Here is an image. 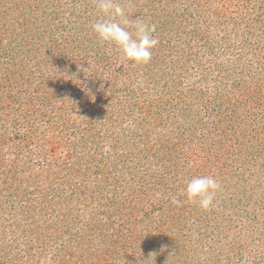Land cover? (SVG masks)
Segmentation results:
<instances>
[{"label": "rangeland", "instance_id": "obj_1", "mask_svg": "<svg viewBox=\"0 0 264 264\" xmlns=\"http://www.w3.org/2000/svg\"><path fill=\"white\" fill-rule=\"evenodd\" d=\"M213 1L117 0L169 43L134 64L95 0H0V264H264V0Z\"/></svg>", "mask_w": 264, "mask_h": 264}, {"label": "clouds", "instance_id": "obj_2", "mask_svg": "<svg viewBox=\"0 0 264 264\" xmlns=\"http://www.w3.org/2000/svg\"><path fill=\"white\" fill-rule=\"evenodd\" d=\"M95 3L100 18L91 28L99 41L115 45L123 57L134 64H148L153 50L159 44V39L153 35L155 25L148 24L139 17L130 20L117 0H95ZM221 190V182L215 175L193 176L185 181L180 195L188 203L197 204L208 211L215 207L214 200ZM171 199L173 204H180L177 197L173 196Z\"/></svg>", "mask_w": 264, "mask_h": 264}, {"label": "trees", "instance_id": "obj_3", "mask_svg": "<svg viewBox=\"0 0 264 264\" xmlns=\"http://www.w3.org/2000/svg\"><path fill=\"white\" fill-rule=\"evenodd\" d=\"M119 2H121V0H118ZM37 3H39V1H36ZM66 3V2H65ZM65 3H60V4H58V3H55V2H52V3H50L49 5L47 4V10L48 9H50L51 11L52 10H54V9H56V8H62L63 7V5L65 4ZM206 3H207V5H209V4H211V3H213V5L214 4H217V3H220V2H217V1H213V0H206ZM34 5H35V3H34ZM36 6V5H35ZM221 6H224V3L221 5ZM45 7V6H44ZM218 7H215V6H213V14L214 15H216L217 17L218 16H220L222 13H220L219 11L221 10V9H219L218 11L216 10ZM167 9H169L168 7H167ZM40 9H39V7L37 8V11H39ZM74 10V9H73ZM96 11L99 13V11H98V9L96 8ZM173 11V10H172ZM42 13H44V11L42 12ZM98 13H97V15H98ZM47 14H49V13H47ZM82 14H83V12H82ZM85 15V14H84ZM166 15H168V14H166ZM80 17H81V15H79ZM83 17V16H82ZM86 19H88V18H86ZM156 28V30H155V32H154V36H155V34H159V33H161L160 35H161V38H159V46L158 47H160V48H162V49H160V50H162V51H164L165 49L166 50H170V48L168 47V40L165 38V36L164 35H162V33H164L163 31H160L159 30V27H155ZM158 30H159V32H158ZM170 30V29H169ZM171 31V30H170ZM167 33H169V32H167ZM164 42V43H163ZM162 55H164V53L162 54ZM156 56V55H155ZM260 100H261V98H259ZM181 108H183L184 109V107L183 106H181ZM98 133V132H97ZM93 138H96V135L95 136H93ZM260 145H261V149H260V151L262 152V150H263V147H264V136L261 138V141H260ZM261 166V169L264 171V157H263V163L260 165ZM107 172H110V171H107ZM128 196H129V200L127 201V202H129L128 203V208H129V211L127 212V214H129V213H133V212H137L138 211V209H137V207L135 206V204H130V202H133V197L135 196V192H134V189L132 190V192H129L128 194H127ZM122 221H124V219H122ZM253 262H250V264H252Z\"/></svg>", "mask_w": 264, "mask_h": 264}]
</instances>
